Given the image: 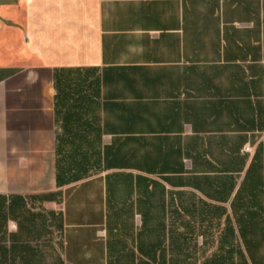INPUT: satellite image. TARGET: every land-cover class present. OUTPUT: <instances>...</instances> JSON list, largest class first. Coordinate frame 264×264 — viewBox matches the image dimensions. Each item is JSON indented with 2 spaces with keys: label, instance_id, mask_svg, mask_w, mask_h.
I'll list each match as a JSON object with an SVG mask.
<instances>
[{
  "label": "crops",
  "instance_id": "obj_1",
  "mask_svg": "<svg viewBox=\"0 0 264 264\" xmlns=\"http://www.w3.org/2000/svg\"><path fill=\"white\" fill-rule=\"evenodd\" d=\"M0 196L6 264H264V0H0Z\"/></svg>",
  "mask_w": 264,
  "mask_h": 264
},
{
  "label": "trees",
  "instance_id": "obj_2",
  "mask_svg": "<svg viewBox=\"0 0 264 264\" xmlns=\"http://www.w3.org/2000/svg\"><path fill=\"white\" fill-rule=\"evenodd\" d=\"M90 134H81L73 128L65 129L59 136L57 148L58 180L65 184L88 176L99 168L101 163L100 143L102 136L91 125ZM6 200L0 196V264H6L4 245V225L6 219Z\"/></svg>",
  "mask_w": 264,
  "mask_h": 264
},
{
  "label": "built area",
  "instance_id": "obj_3",
  "mask_svg": "<svg viewBox=\"0 0 264 264\" xmlns=\"http://www.w3.org/2000/svg\"><path fill=\"white\" fill-rule=\"evenodd\" d=\"M245 151H246V152H250V151H251V148H250V147H246V148H245Z\"/></svg>",
  "mask_w": 264,
  "mask_h": 264
}]
</instances>
